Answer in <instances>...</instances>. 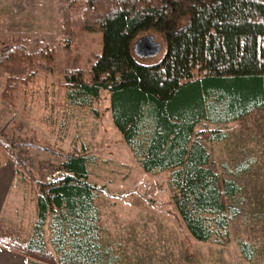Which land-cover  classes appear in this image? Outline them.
<instances>
[{
	"label": "trees",
	"instance_id": "obj_1",
	"mask_svg": "<svg viewBox=\"0 0 264 264\" xmlns=\"http://www.w3.org/2000/svg\"><path fill=\"white\" fill-rule=\"evenodd\" d=\"M62 13L60 38L39 58L29 42L0 32L2 98L15 106L39 69L58 71L69 103L98 116L94 105L108 91L114 125L142 169L170 171L172 202L191 238L228 236L242 187L209 167L203 140L225 139L224 127L264 107V0H65ZM85 32L102 35L90 69L60 67L58 52ZM149 33L165 39L166 51L143 63L134 45ZM2 145L0 156L9 152ZM61 153L58 173L37 182L32 237L0 246L28 263L113 264L95 202L100 188L89 179L95 157L85 148ZM242 250L249 256L247 243Z\"/></svg>",
	"mask_w": 264,
	"mask_h": 264
},
{
	"label": "rangeland",
	"instance_id": "obj_2",
	"mask_svg": "<svg viewBox=\"0 0 264 264\" xmlns=\"http://www.w3.org/2000/svg\"><path fill=\"white\" fill-rule=\"evenodd\" d=\"M64 1L0 0V32L10 31L29 42L30 53L39 58L41 48L54 46L60 38ZM149 34L161 50L137 56L143 63L159 61L166 51L165 39ZM101 49V33H81L71 49L58 52V63L87 71ZM61 79L58 71L39 69L35 80L18 93L15 106L2 98L0 87V142L9 148L0 156V239L23 243L32 237L37 182L58 173L61 151L85 148L95 157L89 179L100 188L95 202L106 255L113 264H264V107L224 127L225 139L203 140L209 167L236 180L242 193L228 236L200 242L177 217L170 171L145 172L115 127L109 92L103 90L94 105L98 116L92 109L73 107ZM18 136L22 140L15 142ZM12 154L20 156L24 166L17 165ZM245 243L249 256L242 250ZM8 255L1 258L4 264H40Z\"/></svg>",
	"mask_w": 264,
	"mask_h": 264
},
{
	"label": "water",
	"instance_id": "obj_3",
	"mask_svg": "<svg viewBox=\"0 0 264 264\" xmlns=\"http://www.w3.org/2000/svg\"><path fill=\"white\" fill-rule=\"evenodd\" d=\"M161 50V44H159L154 35L148 34L139 38L134 45V52L136 56L148 57L158 54Z\"/></svg>",
	"mask_w": 264,
	"mask_h": 264
},
{
	"label": "crops",
	"instance_id": "obj_4",
	"mask_svg": "<svg viewBox=\"0 0 264 264\" xmlns=\"http://www.w3.org/2000/svg\"><path fill=\"white\" fill-rule=\"evenodd\" d=\"M8 253L15 254L17 260L19 261L20 259H25L24 263H26V258L23 255L0 246V264H4L6 262L2 260L1 258L8 257L9 256Z\"/></svg>",
	"mask_w": 264,
	"mask_h": 264
}]
</instances>
